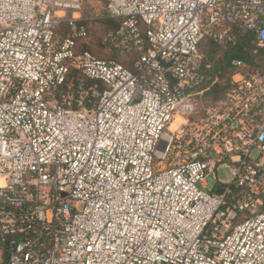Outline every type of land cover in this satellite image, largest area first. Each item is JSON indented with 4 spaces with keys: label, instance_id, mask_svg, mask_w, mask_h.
<instances>
[{
    "label": "built area",
    "instance_id": "obj_1",
    "mask_svg": "<svg viewBox=\"0 0 264 264\" xmlns=\"http://www.w3.org/2000/svg\"><path fill=\"white\" fill-rule=\"evenodd\" d=\"M85 1L0 0L4 264H264V0H97L132 68ZM238 35L203 106L199 44Z\"/></svg>",
    "mask_w": 264,
    "mask_h": 264
},
{
    "label": "trees",
    "instance_id": "obj_2",
    "mask_svg": "<svg viewBox=\"0 0 264 264\" xmlns=\"http://www.w3.org/2000/svg\"><path fill=\"white\" fill-rule=\"evenodd\" d=\"M111 21V23H113V28L111 29L116 28V23L113 20ZM245 39V36L238 35L235 43L226 46H221L208 37L200 42L199 50L203 54V58L199 64V71L204 79L195 90L199 91L204 89V92L200 95L201 102L203 96L208 95L210 98L209 103H212L223 97L225 92L229 89L231 75L237 70L236 67L231 64V60L233 58H244L249 60L245 50L247 45ZM83 49L94 52L88 47ZM129 68H132V62ZM72 73L76 76L80 75V72L77 70H72Z\"/></svg>",
    "mask_w": 264,
    "mask_h": 264
},
{
    "label": "rangeland",
    "instance_id": "obj_3",
    "mask_svg": "<svg viewBox=\"0 0 264 264\" xmlns=\"http://www.w3.org/2000/svg\"><path fill=\"white\" fill-rule=\"evenodd\" d=\"M79 13L82 17L90 19L88 23V37L86 40L81 42V48L88 47L99 56L114 57L125 66L130 67L131 57H129V55H123L112 48L106 49L102 45V38L104 34L113 28V23H111V20L113 19L108 17L104 4L97 0H86ZM209 101L210 98L208 95H204L202 98V105L204 106L208 104ZM185 118H187V116L177 114V116H174V118L172 117L174 120L172 125L174 126L180 124ZM229 176V170L227 168L219 169L217 172V177L220 180H227ZM214 181L215 180L212 176L207 178L206 190H209L208 188L214 183ZM4 262V256L0 255V264H4Z\"/></svg>",
    "mask_w": 264,
    "mask_h": 264
}]
</instances>
